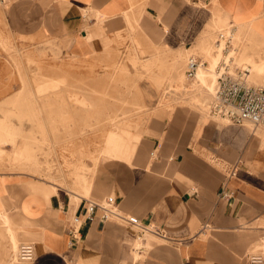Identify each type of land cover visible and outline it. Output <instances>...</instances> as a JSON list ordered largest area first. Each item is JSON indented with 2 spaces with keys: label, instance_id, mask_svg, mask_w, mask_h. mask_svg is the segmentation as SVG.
Here are the masks:
<instances>
[{
  "label": "crops",
  "instance_id": "0c3cea01",
  "mask_svg": "<svg viewBox=\"0 0 264 264\" xmlns=\"http://www.w3.org/2000/svg\"><path fill=\"white\" fill-rule=\"evenodd\" d=\"M3 4L2 11H11L12 24L15 12L28 11L27 25L38 27L34 35L59 37L75 55L109 38L93 13L115 27L132 7L140 11L144 38L151 41L155 35L153 44L164 49L191 46L210 19L224 27L215 40L229 32L232 45V32L239 27L264 42V0ZM201 15L205 17L197 28ZM237 67L232 63L228 69ZM214 115L181 103L168 113L154 112L139 136L108 135L95 166L101 164L100 173L94 177V168L87 185L77 191L23 171H0V264H248L250 252L264 255L263 139L257 128L247 126V131ZM108 195L120 210L156 224L163 233H141L98 211L87 219L88 200ZM73 226L77 238L69 232ZM11 239L15 244L32 242L33 259L14 261Z\"/></svg>",
  "mask_w": 264,
  "mask_h": 264
},
{
  "label": "rangeland",
  "instance_id": "374dc122",
  "mask_svg": "<svg viewBox=\"0 0 264 264\" xmlns=\"http://www.w3.org/2000/svg\"><path fill=\"white\" fill-rule=\"evenodd\" d=\"M7 2L0 0V171H23L77 191L94 168V177L100 173L101 164L95 166L108 135L139 136L154 112L181 103L211 117L208 103L223 55L247 67L252 84L264 86V42L239 27L232 45L224 46L215 40L224 27L210 19L191 46L164 49L153 44L155 35L144 38L133 7L115 27L93 13L109 38L75 55L59 37L34 35L38 27L27 25L28 11L15 12L12 24L9 8L2 11ZM189 52L200 56L196 77L185 74ZM246 124L244 130L251 127ZM257 130L264 147V125Z\"/></svg>",
  "mask_w": 264,
  "mask_h": 264
},
{
  "label": "built area",
  "instance_id": "2783aa9c",
  "mask_svg": "<svg viewBox=\"0 0 264 264\" xmlns=\"http://www.w3.org/2000/svg\"><path fill=\"white\" fill-rule=\"evenodd\" d=\"M224 40V46L230 43L231 35L221 33L218 39ZM219 39V40H220ZM198 55L191 54L186 60L185 74L192 77L195 74L199 63ZM229 64L222 59L218 68L216 82L211 92L212 98L208 103L209 112L226 118L229 122L237 124L249 123L252 126L264 124V86L247 83L244 78L245 69L237 67L234 72L228 69ZM221 195H226V191L221 190ZM97 211L100 216L106 219H115L126 226L135 227L139 232L145 230L162 234L163 230L150 221H143L141 218L125 213L117 206L116 199L112 195L106 196L103 200H88L84 214L87 219H92ZM74 221L79 220V216H74ZM69 232L77 238V227H71ZM34 257V247L32 242H19L16 246L14 258L18 261L28 262ZM248 264H264L262 252L253 251L248 254Z\"/></svg>",
  "mask_w": 264,
  "mask_h": 264
},
{
  "label": "bare ground",
  "instance_id": "6f19581e",
  "mask_svg": "<svg viewBox=\"0 0 264 264\" xmlns=\"http://www.w3.org/2000/svg\"><path fill=\"white\" fill-rule=\"evenodd\" d=\"M222 49H224V48H222ZM221 49V50H222ZM236 49V48H235ZM220 50V51H221ZM221 53V52H220ZM221 59H224L228 64H229V66H231V64L233 63L229 58H227L226 56H222V58ZM221 59H220V61H221ZM246 59V58H245ZM219 61V62H220ZM246 63H247V61H246ZM220 64L218 63V65L216 66V68L219 66ZM228 66V67H229ZM257 67H260V66H257ZM256 68V67H255ZM197 69H198V65H197V68H196V71H197ZM218 69V68H217ZM217 69H215V72H216V77H217V74H218V72H217ZM246 71H245V73H244V78H245V80H246V82L247 83H251L249 80H248V78L246 77L247 76V74H248V71H247V67L246 68H244ZM263 69V68H262ZM259 70V69H258ZM258 70H256V71H258ZM196 71H195V74H194V76L196 77V74H198V72L196 73ZM230 71H231V69H230ZM262 71V70H261ZM258 75V74H257ZM193 76V77H194ZM219 118H220V120H222V121H224V122H227V120L225 119V118H223V117H220L219 116ZM247 125V124H246ZM251 125V124H250ZM264 124H262V125H257V126H252L251 125V127L253 128V129H255V128H257V127H259V126H263ZM13 260L14 261H17L15 258H14V255H13ZM19 262V261H18Z\"/></svg>",
  "mask_w": 264,
  "mask_h": 264
}]
</instances>
